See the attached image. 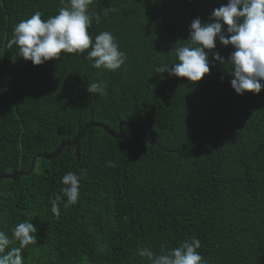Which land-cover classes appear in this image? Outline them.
<instances>
[{
    "label": "trees",
    "instance_id": "trees-1",
    "mask_svg": "<svg viewBox=\"0 0 264 264\" xmlns=\"http://www.w3.org/2000/svg\"><path fill=\"white\" fill-rule=\"evenodd\" d=\"M226 3L93 0L89 35L111 32L126 55L108 71L93 67L91 48L39 66L23 59L6 46L15 25L64 5L0 0V174L30 172L36 160L29 175L0 180V231L11 238L25 221L37 228L23 264H149L138 250L166 254L191 238L207 264H264V88L236 94L218 62L195 83L155 73L175 61L194 19L208 23ZM233 50L217 41L212 51L227 59ZM92 82H103V94L87 92ZM89 123L115 134L124 125L125 138L94 127L79 157L66 147L41 158ZM135 125L154 129L157 143ZM68 172L80 177L79 198L65 208V197L57 217L50 201Z\"/></svg>",
    "mask_w": 264,
    "mask_h": 264
},
{
    "label": "clouds",
    "instance_id": "clouds-1",
    "mask_svg": "<svg viewBox=\"0 0 264 264\" xmlns=\"http://www.w3.org/2000/svg\"><path fill=\"white\" fill-rule=\"evenodd\" d=\"M92 3L93 0H61L64 6L46 20L42 19L40 11H36L15 25L6 46L12 48L15 45L19 56L31 61L34 66L59 59L61 53L83 54L91 48L87 58L94 61L93 67L118 70L125 63L126 55L119 50L113 34L103 31L93 40L88 33L93 19L88 11ZM108 11L111 9L105 10L106 15ZM217 41L234 49L227 59L212 51L216 49ZM172 51L175 61L171 66L157 67L155 73H167L170 77L187 78L195 83L209 74L213 62H218L224 68L227 66L226 70L232 77L230 84L236 94H259L264 88L261 83L264 81V0H227L225 5L213 10L210 22L202 23L200 18L194 19L187 43ZM86 90L91 95L103 94V82H92ZM79 180L80 177L73 172L62 177L65 187L50 201L51 212L55 216L59 217L60 203L65 197V208L77 203ZM36 232L37 228L31 221L19 223L11 229V238L0 231V264H23L22 251L36 241ZM13 240L19 246L9 249ZM200 248V240L191 238L166 254L156 255L150 248L140 249L138 254L147 258L149 264H207L198 252Z\"/></svg>",
    "mask_w": 264,
    "mask_h": 264
},
{
    "label": "water",
    "instance_id": "water-1",
    "mask_svg": "<svg viewBox=\"0 0 264 264\" xmlns=\"http://www.w3.org/2000/svg\"><path fill=\"white\" fill-rule=\"evenodd\" d=\"M124 125H121L120 126V133L118 134H115L113 132H111L109 129H107L105 126L103 125H98V124H95V123H89L88 125L85 126V128L83 130H80V132L76 135V137L70 141V142H61V144L59 145V147L57 148V150L53 153V154H50V155H41V158H44L46 160H54L56 158H58L61 154H62V151L66 148V147H75L77 148V151H76V154L77 156L79 157L80 156V142H81V139L83 137V134L86 130H89L91 128H94V127H100L104 130H106L108 132V134L117 139V140H121V139H124L125 138V134L122 132V127ZM135 129L139 130L142 134H144L147 138H148V142L151 144V145H155L157 143V134L155 132L154 129L152 128H149V127H144V126H141V125H135L134 126ZM35 162L36 160L34 159L33 162H32V166H31V169H30V172H32L35 168ZM30 172H23V171H14L12 172L11 174H0V180H3V179H16L20 176H23V175H29Z\"/></svg>",
    "mask_w": 264,
    "mask_h": 264
}]
</instances>
